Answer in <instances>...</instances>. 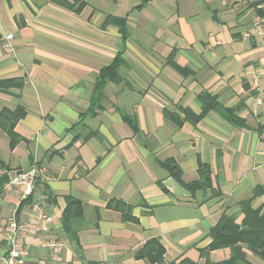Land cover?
Masks as SVG:
<instances>
[{"label": "crops", "instance_id": "obj_1", "mask_svg": "<svg viewBox=\"0 0 264 264\" xmlns=\"http://www.w3.org/2000/svg\"><path fill=\"white\" fill-rule=\"evenodd\" d=\"M260 8L264 0H0V111L20 112L21 137L13 145L0 127V220H33L35 200L53 217L48 233L26 238L25 264H205L211 228L225 213L239 216L238 203L264 184ZM118 53L122 79L99 96L101 69ZM204 95L243 124L215 109L196 118ZM203 163L216 194L193 195L166 166L190 183ZM34 164L52 178L40 177L21 206L23 189L4 184ZM69 198L82 203L74 240L62 223ZM151 240L163 262L136 256ZM228 255L221 248L210 258Z\"/></svg>", "mask_w": 264, "mask_h": 264}, {"label": "trees", "instance_id": "obj_2", "mask_svg": "<svg viewBox=\"0 0 264 264\" xmlns=\"http://www.w3.org/2000/svg\"><path fill=\"white\" fill-rule=\"evenodd\" d=\"M83 4L84 0H75ZM262 8V7H261ZM259 9V13L264 15V9ZM125 24L121 26L123 36L127 37V31ZM125 65V59L122 53H118L112 64L105 66L101 69L99 74V80L96 85V90L99 92V96L103 95V88L109 81H120L122 74L120 73L121 67ZM208 95H204L203 99L206 103V107L203 112L196 118H200L210 109H215L219 114L227 117L229 120L242 125L241 119L236 117L234 109L225 108L213 99V102H206L205 98ZM189 110L185 109L186 115L189 114ZM20 117V112L11 111L7 108H3L0 111V127L3 128L11 137V143L14 145L20 139V135L14 130L16 123ZM194 118V119H196ZM264 128V126H263ZM173 176L186 188H188L193 195H196L198 191L212 189L214 194L218 193L217 189L213 187L212 172L207 163L201 164L199 167V179L195 182L187 183L183 179L182 172L176 165H166ZM264 195V184L258 185L253 195L241 200L238 205L240 207L239 216L235 213H225L219 222L213 226L210 230V236L212 238L208 247L200 250L201 256L205 258V264H264V206H255V201L258 197ZM33 196H29L28 199L23 200L21 206L24 203L32 202ZM116 202V201H115ZM120 205H125L122 201H119ZM112 203V202H111ZM112 205V204H111ZM82 215V203L76 198H69L67 206L62 215V223L67 229L70 238L76 239L77 233L72 230V223L75 219L80 218ZM226 248L229 250V255L220 261H212L210 253L212 250ZM164 249L158 240H151L146 243L144 248L137 252V257H148L152 261L163 262ZM251 256L259 261H255ZM170 264H198L191 259L185 258L180 262H172Z\"/></svg>", "mask_w": 264, "mask_h": 264}, {"label": "built area", "instance_id": "obj_3", "mask_svg": "<svg viewBox=\"0 0 264 264\" xmlns=\"http://www.w3.org/2000/svg\"><path fill=\"white\" fill-rule=\"evenodd\" d=\"M261 18L259 17V20ZM10 46L13 38L12 33L6 35ZM261 103V100L259 101ZM40 177L45 180L52 178L51 172L43 164H34L27 169L17 171L5 182L4 191H11L20 187L23 189L25 199L32 195ZM31 211L34 213L33 220L18 219L16 215L12 216L6 222L0 220V233L7 241V249L0 252V264H25L29 254V245L26 238L36 233H48L53 223V217L47 211L40 200H35L30 204ZM43 245L52 250H61L62 244L54 239H46Z\"/></svg>", "mask_w": 264, "mask_h": 264}, {"label": "rangeland", "instance_id": "obj_4", "mask_svg": "<svg viewBox=\"0 0 264 264\" xmlns=\"http://www.w3.org/2000/svg\"><path fill=\"white\" fill-rule=\"evenodd\" d=\"M251 258H252L253 260H255V261H256V260L259 261L258 259H255V258H253L252 256H251ZM257 261H256V262H257Z\"/></svg>", "mask_w": 264, "mask_h": 264}]
</instances>
